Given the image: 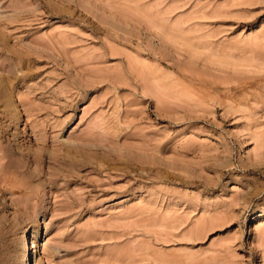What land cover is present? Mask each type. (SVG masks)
<instances>
[{"label":"rangeland","instance_id":"374dc122","mask_svg":"<svg viewBox=\"0 0 264 264\" xmlns=\"http://www.w3.org/2000/svg\"><path fill=\"white\" fill-rule=\"evenodd\" d=\"M0 264H264V0H0Z\"/></svg>","mask_w":264,"mask_h":264},{"label":"bare ground","instance_id":"6f19581e","mask_svg":"<svg viewBox=\"0 0 264 264\" xmlns=\"http://www.w3.org/2000/svg\"><path fill=\"white\" fill-rule=\"evenodd\" d=\"M263 209V208H262ZM259 210V209H258ZM261 211V210H260ZM46 212V211H45ZM44 212V213H45ZM260 213V212H259ZM263 213V212H262ZM259 217V216H257ZM43 218V217H42ZM42 220V219H41ZM42 222V221H41ZM32 233V232H31ZM38 236H39V219L36 220L35 224L33 225V233L31 237V245L29 248L26 247V252L25 254L28 255V249L30 252L33 251V254L35 255V261H39V256H38Z\"/></svg>","mask_w":264,"mask_h":264}]
</instances>
